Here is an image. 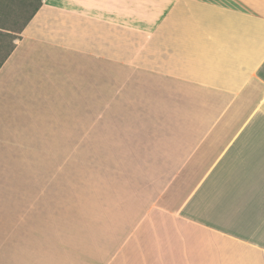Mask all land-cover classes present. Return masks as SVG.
Returning <instances> with one entry per match:
<instances>
[{
    "label": "crops",
    "instance_id": "crops-1",
    "mask_svg": "<svg viewBox=\"0 0 264 264\" xmlns=\"http://www.w3.org/2000/svg\"><path fill=\"white\" fill-rule=\"evenodd\" d=\"M0 264H264V0H44L0 66Z\"/></svg>",
    "mask_w": 264,
    "mask_h": 264
},
{
    "label": "rangeland",
    "instance_id": "rangeland-1",
    "mask_svg": "<svg viewBox=\"0 0 264 264\" xmlns=\"http://www.w3.org/2000/svg\"><path fill=\"white\" fill-rule=\"evenodd\" d=\"M0 0V30L2 31H9L7 28L13 29L11 31L12 34H8L5 36H0V61L7 55L12 45H16L19 41V39L22 37L23 30L18 32L14 30H19L21 26L25 23L26 18L31 13V10L33 9L35 2L37 3V0ZM4 27V28H3ZM25 28V27H24ZM13 43V44H12ZM32 143H28V145H31ZM32 149L29 148V150H20L17 151L18 153L14 158L13 162H10V165H8L6 171L8 173H15L16 171L23 169L26 170V168L31 169L33 166H30L27 163L21 164L23 161L21 158L24 157H30L31 156ZM45 153V151H44ZM72 164L69 166V175L71 176V182L73 184L74 177L76 178V173L79 168V162L81 159H87V162L90 164L95 163V160L97 156H94L93 151H79V150H72L70 153ZM20 163V164H18ZM19 165H22L21 167ZM39 173L46 175V168L39 166ZM84 169V168H83ZM43 175V177L45 176ZM75 175V176H74ZM41 187L44 189H51V184L47 181H40ZM55 188H60V183L55 182ZM62 185V183H61ZM63 187L61 186L60 189ZM69 189L68 187H66Z\"/></svg>",
    "mask_w": 264,
    "mask_h": 264
},
{
    "label": "trees",
    "instance_id": "trees-1",
    "mask_svg": "<svg viewBox=\"0 0 264 264\" xmlns=\"http://www.w3.org/2000/svg\"><path fill=\"white\" fill-rule=\"evenodd\" d=\"M34 1V0H33ZM32 1V2H33ZM44 2V0H37V3L35 2L32 3V5H34L33 9L31 10V13L29 14V16L26 18L25 23L23 24V26H21L19 28V30H14V31H22L24 29V27L27 25V23L31 20V18L34 16V14L38 11V9L40 8V6L42 5V3ZM1 27V26H0ZM4 28V27H3ZM9 31L5 32L0 30V36H5V35H10L12 34L11 31H13V29L11 28H7ZM13 44V43H12ZM15 47V45L13 44L12 47L10 48L9 52L7 53V55H5V57L3 59H1L0 61V66L3 64V62L5 61V59L8 57V55L11 53V51L13 50V48Z\"/></svg>",
    "mask_w": 264,
    "mask_h": 264
}]
</instances>
